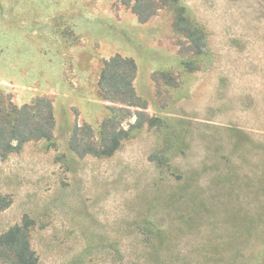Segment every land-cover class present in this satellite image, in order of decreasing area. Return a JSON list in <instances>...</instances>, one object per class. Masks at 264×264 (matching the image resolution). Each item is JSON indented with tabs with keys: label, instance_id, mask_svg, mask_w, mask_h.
I'll return each instance as SVG.
<instances>
[{
	"label": "rangeland",
	"instance_id": "rangeland-1",
	"mask_svg": "<svg viewBox=\"0 0 264 264\" xmlns=\"http://www.w3.org/2000/svg\"><path fill=\"white\" fill-rule=\"evenodd\" d=\"M116 55L144 109L100 95ZM0 94L52 105V139L0 159V235L25 224L36 264H264V0L146 22L117 0H0ZM111 108L141 124L110 156L73 151L84 125L98 148Z\"/></svg>",
	"mask_w": 264,
	"mask_h": 264
},
{
	"label": "trees",
	"instance_id": "trees-1",
	"mask_svg": "<svg viewBox=\"0 0 264 264\" xmlns=\"http://www.w3.org/2000/svg\"><path fill=\"white\" fill-rule=\"evenodd\" d=\"M129 7L140 22H146L164 7L174 4L176 0H117ZM183 18L175 23V28L185 32L188 38L199 49L200 36L197 30L182 26ZM136 67L132 59L119 55L105 60L98 81V91L104 100L125 107L145 108L135 95L132 85ZM127 110V109H126ZM50 100L38 98L30 104L20 107L15 105L10 96L0 94V159L17 153L28 142L40 140L50 141L54 129V118ZM122 108H111L113 115L105 119L100 126V142L98 148H92L86 142L91 130L88 126L75 127L70 139V147L77 154H94L110 156L118 148L120 142L128 136L131 128L141 124V112L134 115L136 121L124 130L117 125L116 112H124ZM7 264H36L34 252L28 243L27 226H15L0 235V259Z\"/></svg>",
	"mask_w": 264,
	"mask_h": 264
}]
</instances>
